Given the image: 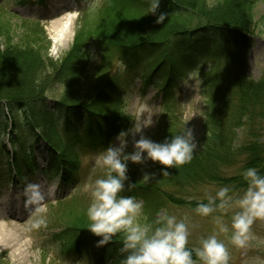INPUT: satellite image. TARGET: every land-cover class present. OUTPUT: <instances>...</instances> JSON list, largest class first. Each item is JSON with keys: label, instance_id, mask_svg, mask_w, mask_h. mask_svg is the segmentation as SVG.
<instances>
[{"label": "trees", "instance_id": "1", "mask_svg": "<svg viewBox=\"0 0 264 264\" xmlns=\"http://www.w3.org/2000/svg\"><path fill=\"white\" fill-rule=\"evenodd\" d=\"M12 1L0 2V12L6 10L3 5ZM81 1L84 5L79 7L71 47L58 62L50 58L44 62L50 38L39 19L6 10L10 16L20 17L23 31L17 40L3 33L0 35L4 38L0 42V114H3L0 135L9 136L12 146L7 160L1 157L4 149L0 148V183L11 178L22 180L39 170L49 176L58 174L74 192L77 184L83 182V179L77 182L81 150L101 147L102 151L114 143L122 129H127L130 115L123 109L119 90L129 84L139 86L140 90L153 86L162 93L161 119L153 127L150 137L154 141H163L164 135L176 126L173 116L178 112V106L169 103L170 95L179 81L186 78V72L199 66L204 59L212 61L213 66L203 72L201 80V91L204 94L210 92L213 68L220 69L222 61L237 68L245 67L247 51L252 46L250 36L256 34L252 20L259 0H211L213 7L208 6L210 0H160L154 12L152 0H101L97 5L91 4L90 0ZM43 2L20 0L23 5ZM161 15L164 18L158 22ZM258 33L264 35V22ZM91 46L96 47L99 62L92 67L84 64L78 69L81 61L92 59ZM113 57L119 65L106 74L104 68L108 65L104 60L110 62ZM55 86L59 91L52 90ZM85 88L91 90L93 100L89 104L82 97L81 90ZM263 90L259 79L253 82L252 92L240 93L247 96V106L253 100L256 113L264 107ZM225 95L202 96L209 120L215 112L221 115L226 107H230ZM50 99L54 107L48 106ZM4 109L8 115L4 114ZM19 112L25 113L22 124L15 122ZM260 114H255V118H260ZM227 115L229 118L223 124L228 127L225 134L222 136L218 126H212L192 160L169 169L170 179L190 182L211 171L213 180L222 182L221 185L231 181L237 185L240 181L239 186H242L245 185L242 179L230 176L224 179L225 171L218 169L237 159H241L242 165L246 164L244 168L254 166L264 172V142L260 132L257 130L247 142L239 141L238 130L247 115L243 104ZM6 116L12 118L7 120ZM23 133L33 137L35 142L44 141L47 159L39 162L32 155L37 145L34 142L26 145L28 142L23 140ZM234 149L240 153L236 155ZM158 163H151L150 170L147 169L149 173L153 168L160 170L156 166ZM129 170L138 172L137 164L129 162ZM147 184L149 182L141 178L131 189L126 187L121 195L142 199L148 220L155 221L168 196L165 191H156ZM78 199L83 205L80 208L75 205ZM89 202L78 197L77 192L58 198L55 203L48 202L52 212L47 214V227L60 254L57 261L44 255L42 264H65L70 257L92 264H120L122 254L118 249L122 234L114 236L108 244L98 246L100 237L87 229ZM3 261L4 256L0 255V264Z\"/></svg>", "mask_w": 264, "mask_h": 264}, {"label": "rangeland", "instance_id": "2", "mask_svg": "<svg viewBox=\"0 0 264 264\" xmlns=\"http://www.w3.org/2000/svg\"><path fill=\"white\" fill-rule=\"evenodd\" d=\"M2 1L3 0H0V2ZM100 1L101 0H90L91 4L93 5L100 4ZM256 5L255 19L252 20L256 27V34L250 36L252 38V46L248 48L249 50L247 51L246 55L247 62L245 67L237 68L234 65L232 66L229 62L222 61L220 69L213 68L211 71L212 86L210 92H206L205 94L201 91V80L204 74L203 72L208 71L211 66H213V62L209 61L208 59H204L203 61H200L201 63L199 66L188 70L186 72L187 74L189 71L195 70L197 75L193 81H189V84L185 85L183 84V81L187 79L186 75V78L179 81L178 86L173 88L169 103L172 102L174 105L178 106V112H176V115L173 116L176 121V126L173 127L171 132L164 135L162 138L163 140L165 137H171L172 135L179 133L184 126L190 127L193 130L195 141L197 143V149L200 150V147L204 141V137L210 133L211 127L214 125L218 126L219 132H221L223 136L228 130V127L223 125L229 118V115L227 114L231 110H235L237 107L243 104L245 114L247 115L243 117L244 124L238 130L240 143L250 140L253 134H256L257 130L262 135V140L264 142V107L260 110V118H255V114L260 112H255L253 100H251L252 102L247 106L245 104V99L247 96H241L240 94L252 92V84L255 82V80L260 79L264 87V35L262 33H258L259 31L261 32L262 24L264 22V0H259ZM79 6H83V2L80 0H45L43 5L37 3H24L23 5L20 3V0L17 2H14L13 0L12 3L3 5L6 10H9L13 13L16 12L22 17H30L33 19L37 18L40 20V23L43 24L46 34L50 38L48 51L43 57L44 62L49 58L54 62H58L70 49V45L74 36L73 33L76 29V20L79 17L77 13ZM6 10L0 12V35L3 33L9 38H14V40H17V37L23 31V28L21 27L22 21L20 20L19 16H10L8 13H6ZM68 13L74 15V21L72 24V38H70L68 43L65 44V36L60 34L54 37L55 35L51 32L49 24L52 20L58 19V17L61 15H66ZM244 34L247 37V33ZM54 38L56 39L55 44L53 43ZM3 39L4 38L2 36L0 38V42H2ZM90 55L92 56V59L88 58L86 62L85 60L81 61V63L77 65L78 69H81L84 64L86 66L92 67L99 62L100 56L96 47L91 46ZM104 62L108 65V68H104L106 69V74L113 72L114 69L119 65V62L114 57L110 62L108 60H104ZM99 72H101V69ZM137 83L138 81L136 84ZM52 90L59 91V87L55 86L52 88ZM90 91L91 90L88 88L81 90L83 100L86 104H89L90 101L93 100ZM119 92L121 94L119 96L122 98L124 104L123 109L126 114L130 115V121L127 125V129L132 126L134 119L140 114L141 106L145 103L150 106L154 113H156L153 116V125L145 129V135L150 137L153 127H155L161 119L159 115L161 114L160 112L162 110V93L153 86H148L147 89L140 90L139 86L137 87L135 85L134 87V85L131 84L120 88ZM223 94H227L225 96L227 98V104H229L230 107H226L221 115L220 113L215 112L213 117L209 120L205 114L207 105L202 96ZM51 100L52 99L47 101L49 107L54 105V102ZM5 111L6 110L4 109V114L8 115ZM2 118L3 114H0V122ZM11 118L12 117L10 116H6L7 120H10ZM24 118L25 113L19 112L18 119L15 117V122H20L22 124L24 122ZM235 118L236 115L234 116V119ZM61 129H59V131H61ZM4 134L0 135V148L4 149L1 157L3 160H7L8 155L6 148L9 151L10 140ZM26 137L28 138L26 139ZM136 138L138 139L139 135H137ZM128 139L129 146L127 151L131 152L133 151L132 137L129 136ZM23 140L28 142L26 145L34 142V144L39 146V148H45V145H43L44 143L35 142L33 137H30L28 134L23 136ZM113 142L118 143L115 138ZM100 150L101 147H97L96 149H86L85 151L82 150L80 152L79 158L81 160V167L79 170L78 176H80V178L78 179V182L81 181L82 178L83 182L77 184V189L74 192L73 189L71 190V188L67 189L66 186L64 187L63 183L60 181V177L58 176H55L52 180L46 181L44 179L41 184L45 183L43 187L46 191L48 190L49 186L53 184H59V186H61V188L56 186L55 194L52 195L46 201V203H55V200L58 199V196L67 195V197H69L70 194H75L76 192L78 197H84L87 201L91 200L90 192L85 190V185L89 182V177L92 174V170L95 166L96 157L100 152L103 151ZM234 152L236 155L240 153L238 150L236 151V149H234ZM34 155L38 156L39 159L42 160L43 157L47 156V152L45 150L41 152L39 149H36ZM151 163L152 161H148L145 164H137L138 172L129 170L128 176L130 181L135 183V185L138 184V181L141 180L144 172H149ZM245 165L246 164L242 165L241 159H237L235 163H226L225 167L219 166L218 169L225 171L224 179L229 176L232 178L234 177V179H238V177L242 179L241 172ZM156 166L160 169L165 167L159 163ZM152 173L155 175L147 185L156 191H165L168 196V199L165 198V206L163 210L158 215H156V219L163 212L176 215L177 218H183L187 216L190 221V236L188 246H199L201 236L211 234L216 228V225L214 224L211 216H200L194 211V209L198 202H207V196L209 194L214 195L218 188L224 185H221L222 182L213 180L211 171L204 176H200L194 181L184 183L181 181H173L170 179L171 175L163 176L161 171L156 170L155 168H153ZM104 174L105 170L98 167L96 168V176H101ZM33 179L34 177L32 176L28 178V180L22 181L19 186L15 185L13 182L2 183L0 186V255L4 256V261L2 264H42L44 255H46V257H48L47 259L50 260H55L59 257L58 255L60 252L57 249L58 245L56 242L51 241L47 226L38 230H28L31 209L25 207L23 187L26 182L33 181ZM242 183L245 185L239 186L240 181L237 185L234 181H231L227 185L232 186L234 192L242 193L247 187V184L243 179ZM235 185L237 187H234ZM75 205L77 208L83 206L80 199L77 200ZM48 209V213L52 212L49 207ZM231 214V211L225 214V223H228L229 225L231 224ZM252 231L257 237L264 238V219H257L252 225ZM227 236L228 234H220V238L224 239L228 244L230 253L229 264H254V261L257 257L264 258V244H260L258 241L253 240L250 241L248 247L239 248L230 244L228 242ZM65 264L92 263L84 259L77 258L75 260L70 257L69 260H65Z\"/></svg>", "mask_w": 264, "mask_h": 264}, {"label": "clouds", "instance_id": "3", "mask_svg": "<svg viewBox=\"0 0 264 264\" xmlns=\"http://www.w3.org/2000/svg\"><path fill=\"white\" fill-rule=\"evenodd\" d=\"M160 0H152L153 12ZM209 7L214 4L209 2ZM164 15L159 17L162 21ZM123 68V65H121ZM197 75L189 71L183 84L188 85ZM154 113L146 103L132 126L122 129L95 160V166L85 185L91 200L86 209L90 221L87 229L100 237L98 246L113 241L122 234L118 251L122 254L120 264H229L228 244L220 234H228V242L239 248H246L250 241L264 244V238L257 237L252 225L257 219H264V172L257 167H247L241 172L247 187L242 193L224 185L214 195L207 196V202H198L194 211L203 217L211 216L216 228L211 234L201 236L199 246L189 247L190 221L187 216L177 218L167 212L161 213L155 221H149L144 212V201L134 195H121L135 183L128 176L129 162L145 164L159 162L163 176H169L170 168H178L190 162L197 149V143L190 127L183 129L163 141H154L145 135V129L154 123ZM186 125V124H185ZM137 135L139 138L137 139ZM129 136L133 151H127ZM105 174L96 176V168ZM154 173L144 172L142 180L149 182ZM127 182V183H126ZM56 185L46 191L40 182L28 181L23 187L24 204L31 209L28 230L46 227L49 211L46 201L55 194ZM231 211V224L225 223V214ZM195 256V258H194ZM254 264H264V258L257 257Z\"/></svg>", "mask_w": 264, "mask_h": 264}, {"label": "bare ground", "instance_id": "4", "mask_svg": "<svg viewBox=\"0 0 264 264\" xmlns=\"http://www.w3.org/2000/svg\"><path fill=\"white\" fill-rule=\"evenodd\" d=\"M74 15L66 14L61 15L58 19L52 20L49 24L51 32L55 35L54 37L63 34L65 36V44L68 40L72 38V28H73ZM53 43H56V39H53Z\"/></svg>", "mask_w": 264, "mask_h": 264}]
</instances>
